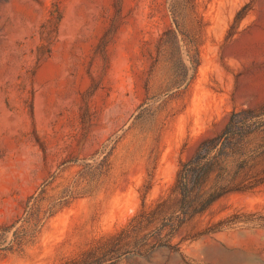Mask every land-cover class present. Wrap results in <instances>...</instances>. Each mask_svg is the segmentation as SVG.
<instances>
[{"label": "rangeland", "instance_id": "obj_1", "mask_svg": "<svg viewBox=\"0 0 264 264\" xmlns=\"http://www.w3.org/2000/svg\"><path fill=\"white\" fill-rule=\"evenodd\" d=\"M0 264H264V0H0Z\"/></svg>", "mask_w": 264, "mask_h": 264}, {"label": "trees", "instance_id": "obj_2", "mask_svg": "<svg viewBox=\"0 0 264 264\" xmlns=\"http://www.w3.org/2000/svg\"><path fill=\"white\" fill-rule=\"evenodd\" d=\"M209 152L210 147L198 148L194 156L182 163L177 172L174 189L180 194L181 222L202 213L226 191L238 189L235 186H228L229 182L205 188L210 174L216 169V161L220 158L219 153L209 157Z\"/></svg>", "mask_w": 264, "mask_h": 264}]
</instances>
